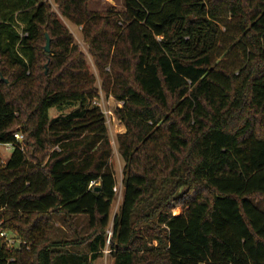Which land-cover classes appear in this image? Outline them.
Here are the masks:
<instances>
[{"label":"trees","instance_id":"trees-1","mask_svg":"<svg viewBox=\"0 0 264 264\" xmlns=\"http://www.w3.org/2000/svg\"><path fill=\"white\" fill-rule=\"evenodd\" d=\"M91 1L53 0L122 105L120 210L85 52L48 0H0V212L33 243L0 264H264V0Z\"/></svg>","mask_w":264,"mask_h":264},{"label":"rangeland","instance_id":"rangeland-1","mask_svg":"<svg viewBox=\"0 0 264 264\" xmlns=\"http://www.w3.org/2000/svg\"><path fill=\"white\" fill-rule=\"evenodd\" d=\"M52 6L53 9L59 14L60 19L62 23L72 32L75 38V43L80 46V48L85 52L87 56L88 65L90 68V71H92L96 76L98 77V71L92 61V57L89 51V46L84 41L83 33H82V26H77L67 19L63 18L58 9L57 6L54 4L53 0H48ZM115 7L118 10H124V0H92L90 2V8L92 10H99V11H105L107 8ZM47 45V44H46ZM45 45V47H46ZM50 50H51V44H50ZM47 71V70H46ZM97 86L100 91V97L96 101L97 105L101 108L102 112L104 113L106 117V125L108 127V132L110 134V141L113 146V154L111 157V166L115 173V178L117 181L116 188H115V199L112 205L111 209V220L113 221L115 215L119 212L120 206L122 204L123 199V171L125 167V161L123 160L121 154L118 151V143H117V136L119 134H122L125 132L126 128L123 125V123L118 119L115 110L118 106H122L121 103L115 100L113 96H107L101 88V80L98 77ZM60 113V110L57 108H53L50 111L51 118L56 117ZM258 207L261 210H264V198L257 202ZM174 214H180L181 209L180 208H174L173 209ZM56 226L59 228H62L69 236H71V233L68 229H66L59 219L56 220ZM112 226L113 223L111 222L109 226L108 233L111 236L112 234ZM109 244V241L107 242ZM96 264H114V258L111 254V251L109 248H106L104 251L102 257H100L96 262Z\"/></svg>","mask_w":264,"mask_h":264},{"label":"built area","instance_id":"built-area-1","mask_svg":"<svg viewBox=\"0 0 264 264\" xmlns=\"http://www.w3.org/2000/svg\"><path fill=\"white\" fill-rule=\"evenodd\" d=\"M14 139L17 142L23 143L24 136L21 133H16ZM17 145L14 143H0V169L6 167L10 155L15 151ZM23 151V146L19 147ZM4 218L0 212V249H4L8 253H17L22 250L30 251L33 243L23 240L18 234L4 229ZM13 260V259H11Z\"/></svg>","mask_w":264,"mask_h":264},{"label":"water","instance_id":"water-1","mask_svg":"<svg viewBox=\"0 0 264 264\" xmlns=\"http://www.w3.org/2000/svg\"><path fill=\"white\" fill-rule=\"evenodd\" d=\"M46 38H47V45L45 47L46 52H50V44H51V39L50 36L48 34H46ZM2 80L5 81L6 83H8L9 81L7 79H5L4 77H2Z\"/></svg>","mask_w":264,"mask_h":264},{"label":"crops","instance_id":"crops-1","mask_svg":"<svg viewBox=\"0 0 264 264\" xmlns=\"http://www.w3.org/2000/svg\"><path fill=\"white\" fill-rule=\"evenodd\" d=\"M93 61V60H92Z\"/></svg>","mask_w":264,"mask_h":264}]
</instances>
